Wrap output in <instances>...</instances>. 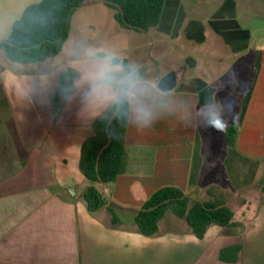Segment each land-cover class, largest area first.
<instances>
[{"label": "crops", "instance_id": "1", "mask_svg": "<svg viewBox=\"0 0 264 264\" xmlns=\"http://www.w3.org/2000/svg\"><path fill=\"white\" fill-rule=\"evenodd\" d=\"M212 20L225 22L220 32ZM152 29L160 36L154 45L164 34L183 35L217 53L187 56L171 90L158 87L163 75L147 77L170 109L150 129L127 125L126 172L96 184L117 223L107 206L88 209L80 168L82 144L107 111L97 114L79 91L64 95L65 86L79 88V63L47 62L68 40L58 55L3 75L17 135L0 138V264H264V0H168ZM213 97L222 104V139L210 130L216 109L202 108ZM197 110L204 118H195ZM233 122L238 131L228 145ZM168 185L195 199L215 189L233 224H211L198 237L169 211L155 234H143L138 210Z\"/></svg>", "mask_w": 264, "mask_h": 264}, {"label": "trees", "instance_id": "2", "mask_svg": "<svg viewBox=\"0 0 264 264\" xmlns=\"http://www.w3.org/2000/svg\"><path fill=\"white\" fill-rule=\"evenodd\" d=\"M87 0H41L28 5L13 24L8 37L0 43L6 57L24 64L44 61L58 55L68 40L71 21L76 10ZM115 10V19L125 29L149 31L158 26L164 16L168 0H103ZM225 22L212 20V27L220 32ZM248 36V35H247ZM238 122L227 128L228 145L235 144ZM127 124L107 113L94 120L93 133L83 142L80 168L89 185L84 200L90 211L106 207L107 199L97 183L114 181L126 172L128 154L125 136ZM207 200L193 199L181 188L163 186L157 189L138 210L135 223L140 232L153 235L169 211L185 218L194 233L202 237L211 224L231 226L234 212L222 195L209 189ZM239 249V247H235Z\"/></svg>", "mask_w": 264, "mask_h": 264}, {"label": "rangeland", "instance_id": "3", "mask_svg": "<svg viewBox=\"0 0 264 264\" xmlns=\"http://www.w3.org/2000/svg\"><path fill=\"white\" fill-rule=\"evenodd\" d=\"M41 0H0V43L9 35L13 22L19 18L26 6ZM115 10L106 6L103 0H91V3L80 6L74 13L71 21L68 44L76 41H84L92 46H108L117 49L125 58L140 64L148 78L157 80L159 76L170 71H181L180 67L189 55H203L217 53V49L211 50L188 40L183 35L171 38L164 34L161 38L164 42L154 45L160 36L155 34L156 29L151 31H135L120 27L113 18ZM211 41L214 39L210 37ZM66 46V47H67ZM65 47V48H66ZM209 49V52L206 50ZM63 52L47 62L64 60ZM27 64L9 60L0 47V138L14 137L17 135L14 126V117L10 108L9 95L3 83L8 68L26 69ZM4 75V76H3ZM243 80H241L242 84ZM240 84V85H241ZM215 120L211 123L210 130L213 134L223 138L224 114H215ZM219 139L217 142L219 143ZM218 143H216L218 145ZM19 155L23 153L21 145L17 142L9 144ZM27 163V159L13 160ZM214 161V160H213ZM201 197L200 199H207Z\"/></svg>", "mask_w": 264, "mask_h": 264}, {"label": "clouds", "instance_id": "4", "mask_svg": "<svg viewBox=\"0 0 264 264\" xmlns=\"http://www.w3.org/2000/svg\"><path fill=\"white\" fill-rule=\"evenodd\" d=\"M68 62H77L81 71L77 73L79 88L65 86L66 97L79 91L87 105L124 121L140 130L150 129L161 114L170 109L167 97L160 94L147 78L142 66L127 60L117 50L108 46L97 47L84 41L69 44L63 51ZM212 107L217 115L222 104L211 98L202 108ZM202 110H197L195 118H204ZM213 122H218L213 120Z\"/></svg>", "mask_w": 264, "mask_h": 264}, {"label": "water", "instance_id": "5", "mask_svg": "<svg viewBox=\"0 0 264 264\" xmlns=\"http://www.w3.org/2000/svg\"><path fill=\"white\" fill-rule=\"evenodd\" d=\"M177 75L175 71H170L165 74L159 81L158 87L162 91H168L176 87ZM191 198L195 199L196 196L191 195Z\"/></svg>", "mask_w": 264, "mask_h": 264}]
</instances>
